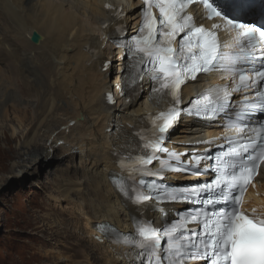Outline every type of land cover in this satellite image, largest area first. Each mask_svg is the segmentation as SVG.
<instances>
[{
	"label": "snow or ice",
	"instance_id": "obj_1",
	"mask_svg": "<svg viewBox=\"0 0 264 264\" xmlns=\"http://www.w3.org/2000/svg\"><path fill=\"white\" fill-rule=\"evenodd\" d=\"M143 4L140 33L123 46L128 49L133 79L142 80L147 75L153 92L161 94L167 108L152 118L155 142L139 160L140 175L159 179L167 171L213 175L188 186L149 184L140 179L139 192L121 184L120 190L125 195L131 191L138 205L148 201L199 205L178 213L171 221L165 219L160 226L147 218L138 221L135 233L125 235L124 243L137 250L138 264H264V215L258 216L256 209L246 211L244 202L249 185L264 165V123H248L253 113H264V28L239 23L218 0H143ZM193 4L202 5L205 18L212 21L210 28L197 24L188 13ZM220 30L237 34L236 51L225 54ZM217 72L225 78L231 76L233 86L211 88L187 107L180 106L182 86ZM250 91L253 95H243L240 109L234 110L233 94ZM108 100L114 103L111 96ZM182 113L203 120L227 116L225 128L235 130L237 136L226 137L227 147L217 145L221 150L214 154H207L210 149L206 148V154L182 160L181 154L164 146L166 135ZM154 161L159 162L157 171L148 167ZM202 161L212 164L201 168ZM189 224L196 227L189 228Z\"/></svg>",
	"mask_w": 264,
	"mask_h": 264
},
{
	"label": "bare ground",
	"instance_id": "obj_2",
	"mask_svg": "<svg viewBox=\"0 0 264 264\" xmlns=\"http://www.w3.org/2000/svg\"><path fill=\"white\" fill-rule=\"evenodd\" d=\"M132 1L0 0V75L8 74L17 86L0 106L9 100L36 99L35 117L13 108L10 114L21 129V133L14 129L13 137L20 138L32 126L28 128L32 137L25 144L30 155L34 149L47 162L59 150L77 164L74 174L62 176L58 191L76 212L78 208V218L72 231L61 224L58 229L64 230L66 240H73L78 231L83 237V244L79 240L71 249L73 259H82L78 264H127L118 248L102 240L97 226L108 224L129 233L137 218L136 210L114 192L110 178L117 171V160L129 148L133 132L151 112L149 96L145 91L128 100L118 93L114 97L117 103L109 102L110 93L123 87L127 64L102 38L122 24L134 33L138 6L132 10ZM107 2L130 10L128 18L115 21L113 12L105 9ZM105 25L110 27L108 31ZM34 33L41 36L38 45L31 41ZM192 87L185 89L186 95ZM215 128L185 122L175 128L171 141L177 150H192L194 144L210 140L213 136L208 133L214 134ZM78 172L82 180L73 181Z\"/></svg>",
	"mask_w": 264,
	"mask_h": 264
},
{
	"label": "rangeland",
	"instance_id": "obj_3",
	"mask_svg": "<svg viewBox=\"0 0 264 264\" xmlns=\"http://www.w3.org/2000/svg\"><path fill=\"white\" fill-rule=\"evenodd\" d=\"M3 74L0 75V91L3 90L0 103L17 89L11 77L8 74L2 77ZM25 100L21 98L15 104L9 100L4 103V107L0 106V264H78L82 259H73L75 253L71 249L79 240L83 244L80 239L83 237H79L78 231V237L66 240L64 230L58 229L61 224L66 230L72 231L78 218V208L76 212L69 202L63 201L58 191L65 174H74L77 164L71 156L59 150L53 152L51 161L47 162L36 156L31 147L30 155L25 144L32 137L29 130L32 126L27 127L20 138L13 137L14 129L15 133H21L16 118L10 114L13 108L27 110L33 117L36 116V99ZM6 103L10 104L7 106ZM40 144L44 145V142ZM80 175L78 172L73 181H79ZM90 248L87 245V249ZM46 256L49 259L43 260L42 257Z\"/></svg>",
	"mask_w": 264,
	"mask_h": 264
},
{
	"label": "water",
	"instance_id": "obj_4",
	"mask_svg": "<svg viewBox=\"0 0 264 264\" xmlns=\"http://www.w3.org/2000/svg\"><path fill=\"white\" fill-rule=\"evenodd\" d=\"M31 41L32 43H34L35 45H38L41 42V36L38 35L37 33H34L31 37Z\"/></svg>",
	"mask_w": 264,
	"mask_h": 264
}]
</instances>
